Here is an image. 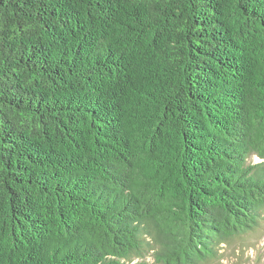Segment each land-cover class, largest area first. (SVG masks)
<instances>
[{
	"label": "trees",
	"instance_id": "16d2710c",
	"mask_svg": "<svg viewBox=\"0 0 264 264\" xmlns=\"http://www.w3.org/2000/svg\"><path fill=\"white\" fill-rule=\"evenodd\" d=\"M253 156L264 0H0V264L213 262Z\"/></svg>",
	"mask_w": 264,
	"mask_h": 264
},
{
	"label": "rangeland",
	"instance_id": "374dc122",
	"mask_svg": "<svg viewBox=\"0 0 264 264\" xmlns=\"http://www.w3.org/2000/svg\"><path fill=\"white\" fill-rule=\"evenodd\" d=\"M249 162L261 163L264 160L253 156ZM143 261L156 264L151 255L145 260L136 258L134 263L139 264ZM208 264H264V220L257 231L241 235L229 244L222 245L220 259Z\"/></svg>",
	"mask_w": 264,
	"mask_h": 264
}]
</instances>
